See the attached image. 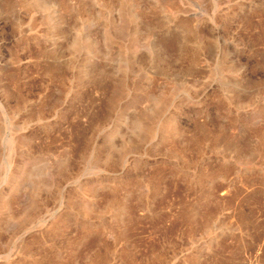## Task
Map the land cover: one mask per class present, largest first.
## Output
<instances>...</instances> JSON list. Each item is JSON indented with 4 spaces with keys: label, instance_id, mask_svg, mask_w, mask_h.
Instances as JSON below:
<instances>
[{
    "label": "rangeland",
    "instance_id": "374dc122",
    "mask_svg": "<svg viewBox=\"0 0 264 264\" xmlns=\"http://www.w3.org/2000/svg\"><path fill=\"white\" fill-rule=\"evenodd\" d=\"M0 264H264V0H0Z\"/></svg>",
    "mask_w": 264,
    "mask_h": 264
},
{
    "label": "bare ground",
    "instance_id": "6f19581e",
    "mask_svg": "<svg viewBox=\"0 0 264 264\" xmlns=\"http://www.w3.org/2000/svg\"><path fill=\"white\" fill-rule=\"evenodd\" d=\"M196 50V49H195ZM188 53H189V51H188ZM199 54V53H198ZM186 55H187V52H186ZM196 56H197V53H196ZM196 56L194 55V52L192 53H190L189 54V59H188V61H189V68L191 69L194 65H196V62H197V58H196ZM188 57V56H187ZM198 57H200V55L198 56ZM163 69V68H162ZM158 72V71H157ZM173 128V123H168V125H167V129H172ZM177 132V131H176Z\"/></svg>",
    "mask_w": 264,
    "mask_h": 264
}]
</instances>
